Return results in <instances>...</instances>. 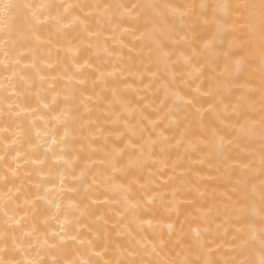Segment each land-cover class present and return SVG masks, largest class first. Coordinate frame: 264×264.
Instances as JSON below:
<instances>
[{
    "label": "snow or ice",
    "instance_id": "obj_1",
    "mask_svg": "<svg viewBox=\"0 0 264 264\" xmlns=\"http://www.w3.org/2000/svg\"><path fill=\"white\" fill-rule=\"evenodd\" d=\"M0 264H264V0H0Z\"/></svg>",
    "mask_w": 264,
    "mask_h": 264
},
{
    "label": "bare ground",
    "instance_id": "obj_2",
    "mask_svg": "<svg viewBox=\"0 0 264 264\" xmlns=\"http://www.w3.org/2000/svg\"><path fill=\"white\" fill-rule=\"evenodd\" d=\"M49 2L52 3H62L64 2V0H49ZM75 2V0H74ZM79 2H86V0H79ZM175 3H184L185 0H174ZM209 2H212V0H209ZM137 63H139V61H137ZM131 80V78H129ZM145 84L148 83L147 78H145L144 81ZM200 81H197L196 84H199ZM196 84H193L191 87L194 89ZM180 87H184V85L181 83ZM133 88L136 89H143V85L139 84V81L136 82V84L133 85ZM155 92V89L151 90V91H144L141 90L140 91V96H146L147 99H145L143 101L144 104H151L153 108L157 107L159 105V100H153V93ZM130 100H132L133 104H135L136 100L139 98L137 97L133 92H129V97ZM258 100V98H257ZM204 107H207V104L204 105ZM257 108H259V104L257 103ZM39 123V122H38ZM259 148H260V143H259V139H258V134L256 137V141L252 144V147L249 149H245L243 147V145H241L240 148L235 149L233 151V155L238 157V158H242L244 156L249 155L250 153H256V158L258 159L259 156ZM173 159H175V154H173ZM235 163H239V159H237L235 161ZM202 175L205 177L204 181L201 183V191H206L209 198L212 197L213 194V190L216 189V196L218 199H221V193H224L226 191V189L224 187H220V185H222L224 183V177H223V172L221 173H216L215 171V167H213L211 175H209L208 171H207V166H205V172L202 173ZM222 221L218 220L217 223H221ZM227 226V225H225ZM187 227V226H186ZM215 227V226H213Z\"/></svg>",
    "mask_w": 264,
    "mask_h": 264
}]
</instances>
